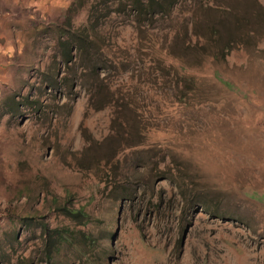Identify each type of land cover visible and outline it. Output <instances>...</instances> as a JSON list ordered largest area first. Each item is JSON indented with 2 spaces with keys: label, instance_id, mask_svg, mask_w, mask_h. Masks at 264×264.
Here are the masks:
<instances>
[{
  "label": "rangeland",
  "instance_id": "obj_1",
  "mask_svg": "<svg viewBox=\"0 0 264 264\" xmlns=\"http://www.w3.org/2000/svg\"><path fill=\"white\" fill-rule=\"evenodd\" d=\"M78 1L0 0V264H264L262 0L198 11L225 55L176 24L150 45L124 11L64 61Z\"/></svg>",
  "mask_w": 264,
  "mask_h": 264
},
{
  "label": "trees",
  "instance_id": "obj_2",
  "mask_svg": "<svg viewBox=\"0 0 264 264\" xmlns=\"http://www.w3.org/2000/svg\"><path fill=\"white\" fill-rule=\"evenodd\" d=\"M83 2L87 4V22L86 24L80 22L74 25V12ZM258 5L262 9V19L264 20V0ZM225 6V4L215 3L213 0H79L77 8L72 7V5L67 7L60 24L56 26L57 45L60 47L62 59L70 61L73 50L79 52L93 41L90 30L95 33L98 30L96 25L103 24L110 14L126 11L129 14L128 22L140 33L142 31L143 41L150 45L156 42V35L152 28L162 24L166 27L176 24L180 28L192 27L190 34L194 44L201 49L202 53L212 57L216 54L225 55L228 50L236 46V43L232 40L223 44L219 43L218 35L221 31L220 28L223 26L222 22L210 17L204 19V15H198L199 10L206 15L207 10H221ZM178 10H186L187 14L178 15ZM198 25H200L199 30L195 29ZM188 67L181 62L180 67L175 68L178 71L176 74L180 77L187 76L184 71L188 70ZM65 210V214L69 217L81 221L87 215L79 208ZM61 229L52 228L47 237V243L53 245L62 242L70 235L67 227ZM80 232L84 241L89 240L88 233Z\"/></svg>",
  "mask_w": 264,
  "mask_h": 264
}]
</instances>
